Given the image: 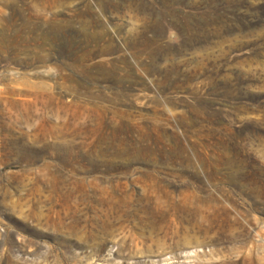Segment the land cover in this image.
Segmentation results:
<instances>
[{
	"label": "rangeland",
	"instance_id": "374dc122",
	"mask_svg": "<svg viewBox=\"0 0 264 264\" xmlns=\"http://www.w3.org/2000/svg\"><path fill=\"white\" fill-rule=\"evenodd\" d=\"M0 264H264V0H0Z\"/></svg>",
	"mask_w": 264,
	"mask_h": 264
},
{
	"label": "bare ground",
	"instance_id": "6f19581e",
	"mask_svg": "<svg viewBox=\"0 0 264 264\" xmlns=\"http://www.w3.org/2000/svg\"><path fill=\"white\" fill-rule=\"evenodd\" d=\"M118 154H119V153H118ZM151 200H153V198H150L149 201H148V203H146V204H148L149 206L152 205V204H151Z\"/></svg>",
	"mask_w": 264,
	"mask_h": 264
}]
</instances>
